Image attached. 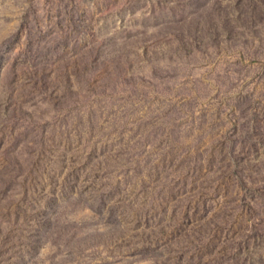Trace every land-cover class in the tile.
Wrapping results in <instances>:
<instances>
[{
	"label": "rangeland",
	"instance_id": "rangeland-1",
	"mask_svg": "<svg viewBox=\"0 0 264 264\" xmlns=\"http://www.w3.org/2000/svg\"><path fill=\"white\" fill-rule=\"evenodd\" d=\"M59 1L0 0V264L31 251L63 192L95 187L114 191L129 226L88 251L93 264H156L160 255L163 264H264V0H77L93 28L79 34L92 75L72 73V91L74 61L59 40L66 2L50 11ZM35 20L36 43L51 49L37 69L50 78L23 72ZM143 79L151 94L129 104ZM15 99L40 125L32 136L5 116ZM238 167L243 188L228 177ZM66 204L71 220L97 221ZM56 252L46 247L40 261Z\"/></svg>",
	"mask_w": 264,
	"mask_h": 264
},
{
	"label": "trees",
	"instance_id": "trees-1",
	"mask_svg": "<svg viewBox=\"0 0 264 264\" xmlns=\"http://www.w3.org/2000/svg\"><path fill=\"white\" fill-rule=\"evenodd\" d=\"M64 3L67 5L68 18H66L65 16H59L58 23L66 25L60 30L62 35L60 36L59 40L60 46L63 49L62 51L66 52V54H70L74 61L72 65L73 71L65 73L66 81L68 82L67 88L69 91H72V73L86 79L87 77L92 75L91 71H86L85 64H83V59L86 56V52L82 48L84 47V41H81L79 38V34L82 32L81 29L85 30L84 33L91 31H89L90 22L86 20L85 12H81V7L80 5H78L77 0H60L58 6L56 5L57 2H49V4L51 5V16L54 13H60L59 11L61 9H59L58 7L60 6V4ZM45 4L46 3H44V5ZM31 9H33L34 12V10H38V7L33 5L30 6L29 10ZM77 11H79L80 13ZM33 14L36 16L35 13ZM41 16H44V14L37 16V20H43ZM27 22L29 25V37L27 38V58H25V66L23 68L25 70L23 72L24 74L27 73L28 75H33L35 76V78H40L42 74H46L47 77L50 78L51 73L47 72L46 69H44L45 71L40 68L37 69L36 63L42 61H45L46 63L47 61H49L51 56H49L48 52H50L51 49L48 45H46L44 50H42L40 45L36 43L35 37H38L37 32L39 31L37 21L35 20V24L31 21ZM50 34L51 30H48L44 36L46 38H49ZM97 54L98 53L96 52L95 57L93 58L95 61L97 60ZM30 59L34 61L33 68L26 67L28 64H30ZM92 71L94 72L93 68ZM94 74L96 73L94 72L93 75ZM16 75V73H13V76L8 82L11 94H16L19 91L20 83L16 87V80H13V78H16ZM45 78V76L44 78L42 77V80ZM239 80L240 78H235L236 83ZM40 83L44 84L41 87V89L43 90L41 94H47L48 92H50V87H47L49 86V81L47 83L45 81ZM147 83L148 81L144 79L143 82H139L136 86L135 91L125 97L126 101L129 104L135 106L139 102L144 100L148 95H150L151 93L145 92L146 89H152V87ZM37 87L38 84L36 83L34 85V88ZM79 93L80 91L74 92V95L78 94L74 97H78ZM47 97L50 98V96ZM52 98L54 97L52 96ZM67 101L68 98L64 95L60 99H55V103L58 106L60 105L59 107L61 109L67 108L65 107L67 104L65 102ZM94 102L95 101H93L92 103H88L87 105L79 104L77 105V109L81 112L85 108H90ZM12 103L14 105L13 112L11 114H8L9 112H7L5 116L14 118L16 120V125L22 124L25 128L26 133L32 136L33 131H37L40 128V125L37 123V121L34 120L33 116L17 99H15ZM242 106V116L245 118L247 114H250L249 112L252 108L250 99L247 96L244 97ZM246 124L247 129H244V131L240 132V137H242V134L244 133H251V129L248 128L249 120H246ZM241 143L244 144L243 137ZM235 164L236 163L234 162V166ZM240 168L241 167L231 168L228 177H230V175L234 177L238 183V186L241 185V187L243 188V174L240 173ZM113 192L114 191H104L103 189L97 187L93 189V192H91L92 194L90 195L83 189L78 191L63 192L60 195V198L54 201V204L52 203L49 205L45 218L42 220L43 223L40 224V229L38 230L39 237L38 239H35V244L32 247L31 251H26V255L19 256L18 261L15 264H93L94 261L97 260V258H94L93 254L88 256V251H94L95 249L97 250L103 246H106L111 241L110 239L112 237H117L119 234L124 233L129 226L127 215L121 214L116 206L112 204L115 196V193ZM69 201H75L78 205L87 206L88 210L93 213V217L97 221L95 223H92L90 221L86 222L84 220L83 222H76L74 220H71V218L66 215L64 211V206L67 205L66 203ZM46 247L57 251L56 255L49 260L50 262L40 261V256ZM159 257L154 258L153 260L156 262V264H163V259L161 258H165V256L160 255ZM234 260L235 258H233L230 262H234ZM225 262L227 264L230 263L228 262V260H226ZM236 263L238 264V262Z\"/></svg>",
	"mask_w": 264,
	"mask_h": 264
}]
</instances>
